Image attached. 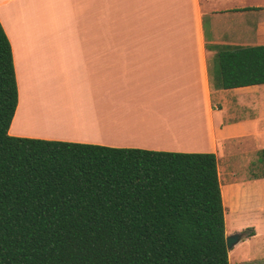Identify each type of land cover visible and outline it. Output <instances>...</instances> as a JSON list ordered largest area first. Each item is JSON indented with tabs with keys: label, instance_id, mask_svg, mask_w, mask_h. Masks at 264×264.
I'll return each mask as SVG.
<instances>
[{
	"label": "crops",
	"instance_id": "obj_1",
	"mask_svg": "<svg viewBox=\"0 0 264 264\" xmlns=\"http://www.w3.org/2000/svg\"><path fill=\"white\" fill-rule=\"evenodd\" d=\"M0 23L18 90L11 136L214 153L226 234L252 233L234 258L264 259V176L244 169L264 148V84L217 88L212 71L219 50L264 44V0H0Z\"/></svg>",
	"mask_w": 264,
	"mask_h": 264
},
{
	"label": "trees",
	"instance_id": "obj_2",
	"mask_svg": "<svg viewBox=\"0 0 264 264\" xmlns=\"http://www.w3.org/2000/svg\"><path fill=\"white\" fill-rule=\"evenodd\" d=\"M212 62L217 88L264 84V44ZM17 99L0 23V264H229L214 153L11 136Z\"/></svg>",
	"mask_w": 264,
	"mask_h": 264
},
{
	"label": "rangeland",
	"instance_id": "obj_3",
	"mask_svg": "<svg viewBox=\"0 0 264 264\" xmlns=\"http://www.w3.org/2000/svg\"><path fill=\"white\" fill-rule=\"evenodd\" d=\"M212 71L215 72V68H214L213 62H212ZM262 115H263V113H262ZM262 118H264V116H262ZM241 154H243L242 151H237L235 153V156H233V158H232V164L233 165L241 166L245 162V158L242 157ZM257 156L259 157V155H257ZM244 169L246 171V174L260 175V174H262L263 166L259 162L258 158L253 154L251 156L250 162L245 165ZM235 212L238 213V220L241 223H246L249 220L250 216H251L250 213L247 212V211H240V212L235 211ZM232 218H233V213L230 212V214L227 216L229 227L231 225ZM241 231H243V237H242V239L240 241V242H242L246 238L247 232H249V229H240V228L229 229L228 233L226 235L234 234L236 232H241ZM240 242L237 243L236 245H234L233 249L231 250V253H230L231 254V259H229V263L230 264H264V259H261V260H249L248 257H244V256H243V258L241 260H239V258H234L238 254L241 255L243 253L244 254H250L251 253V252L245 253V252H243L241 250H238Z\"/></svg>",
	"mask_w": 264,
	"mask_h": 264
},
{
	"label": "bare ground",
	"instance_id": "obj_4",
	"mask_svg": "<svg viewBox=\"0 0 264 264\" xmlns=\"http://www.w3.org/2000/svg\"><path fill=\"white\" fill-rule=\"evenodd\" d=\"M33 119V120H32ZM62 120V119H61ZM23 125L24 126H26L27 128H37V127H42V129H43V123L40 121V120H38V119H34V118H27V119H25L24 121H23ZM34 126V127H33ZM48 127V126H47ZM51 127V126H50ZM45 128H46V126H45ZM55 128H53V129H51V130H54ZM189 129V128H188ZM195 129V128H194ZM44 130H48V129H44ZM183 130V129H182ZM186 130V129H185ZM182 131V133L180 132L179 134L180 135H182V136H184V137H186V138H189V139H191L193 136H192V134L194 133L193 131H192V129L190 130V131H192V132H190V131ZM196 130V129H195ZM199 131H201V129H199ZM196 132V131H195ZM194 134H197V133H194ZM200 133H198V135H199ZM196 136V135H195ZM197 137V136H196ZM196 137H195V140H196ZM199 137V136H198Z\"/></svg>",
	"mask_w": 264,
	"mask_h": 264
},
{
	"label": "water",
	"instance_id": "obj_5",
	"mask_svg": "<svg viewBox=\"0 0 264 264\" xmlns=\"http://www.w3.org/2000/svg\"><path fill=\"white\" fill-rule=\"evenodd\" d=\"M243 237L241 233H235L226 236V247L228 250H231L233 246L238 243Z\"/></svg>",
	"mask_w": 264,
	"mask_h": 264
},
{
	"label": "flooded vegetation",
	"instance_id": "obj_6",
	"mask_svg": "<svg viewBox=\"0 0 264 264\" xmlns=\"http://www.w3.org/2000/svg\"><path fill=\"white\" fill-rule=\"evenodd\" d=\"M237 233H241V234H243V231H241V232H237ZM235 234V233H234ZM231 235V234H230Z\"/></svg>",
	"mask_w": 264,
	"mask_h": 264
}]
</instances>
